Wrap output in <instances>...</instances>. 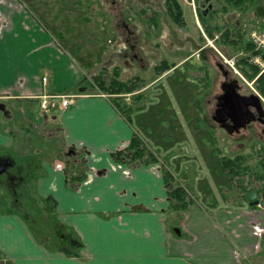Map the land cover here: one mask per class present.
Masks as SVG:
<instances>
[{
  "label": "crops",
  "instance_id": "obj_1",
  "mask_svg": "<svg viewBox=\"0 0 264 264\" xmlns=\"http://www.w3.org/2000/svg\"><path fill=\"white\" fill-rule=\"evenodd\" d=\"M196 57L185 55L172 73L154 81L177 72L187 80L175 88L167 83L169 88L155 89L148 108L153 107L150 120L155 122L146 125L141 120V130L136 129L109 94L82 86L84 77L72 55L20 0H0V99L31 103L36 110L44 96L76 94L67 108L58 105L60 116L55 115L57 108L52 116L60 124L62 145L85 151L90 167L87 180L70 188L57 154L54 161L34 165L40 170L36 180L40 197L57 201L54 218L78 235L79 250L71 254L57 250L54 242L40 238L27 215L4 206L0 264H264V234L255 232L256 224L264 228V206L250 205L247 186L239 187L235 177L223 172L217 155L209 153L212 168L205 165L211 163L206 153L195 159L190 148L182 154L188 153L191 162L179 157L175 162L177 173L191 178L202 201L194 198L184 213L173 210L159 163L129 165L112 155L135 134L153 145L160 142V134L172 127L184 108L192 111L203 102L206 112L212 92L205 87L208 76L202 64L208 62ZM199 115L204 119L203 113ZM43 119L36 115L25 126L32 123L38 130L46 123ZM8 128V134L0 131V146L18 144V131ZM25 142L32 144L28 137ZM16 163L23 166L19 172L29 170L26 162Z\"/></svg>",
  "mask_w": 264,
  "mask_h": 264
},
{
  "label": "rangeland",
  "instance_id": "obj_2",
  "mask_svg": "<svg viewBox=\"0 0 264 264\" xmlns=\"http://www.w3.org/2000/svg\"><path fill=\"white\" fill-rule=\"evenodd\" d=\"M20 1L57 38L63 48L72 55L84 77L82 86L92 89L91 84H94V78L101 74L106 80H110L116 73L114 70H119L120 76L117 79L120 81L129 82L130 78L137 77L136 81L139 86L132 95L118 97L121 100L116 99V101L110 98L120 105L125 114L132 119L136 129H140L138 126L141 120L146 125L155 122L150 120V114L154 111L153 107L148 109L152 105L150 104V97L154 95L153 91L155 89L175 88L181 86V81L187 82L186 79H181L179 72H177L155 84L154 81L161 74V71L157 69L161 60H166L171 65L174 64L172 63L174 61L176 63L180 62L187 53L196 50V45L202 40L200 36L202 35L203 26L199 20L201 19V0H194L196 4H189L187 0H183L185 27L176 25L166 15L164 10L166 9L167 0ZM211 4L213 10L208 13V20L212 25L221 26V24L232 21V24L227 26L231 27L232 30H236L238 28L236 23L241 21V26H244L241 30H246L247 40H249L251 30L264 29V0H259L257 4L250 6L248 10L239 11L238 13L232 11L226 14H223L224 11L221 10V4L218 0H211ZM245 13L246 15H244ZM122 22L127 23L133 30L132 34H129ZM220 35L219 39H221ZM203 38V44H205L204 60L208 62L205 67L211 66L213 72V79L210 83V91L213 93L216 77L217 79L220 78L217 63L225 64L223 56L238 61L241 57L249 56V54L244 50L236 49L232 45L217 46L215 41L204 31ZM241 64L246 67L243 63ZM226 67L229 68V65ZM239 69H241L240 66ZM232 71L238 75L234 70ZM239 71L243 77L239 75L236 77L243 82L248 90L253 92L256 90L259 96L264 98V95L260 94L261 91L255 82L256 79H249L244 72ZM189 84L191 88L195 86L192 83ZM190 96L193 95L190 94ZM210 105L207 101L206 112L203 102L199 108L192 107V111H190V108H184L179 113L178 118L173 120L172 127H166L163 133L160 134L159 137H163L160 142L153 145L152 142L146 140L147 146L158 157L159 165L163 164V168H169L173 177L183 183L189 196L191 195L200 202L202 201L195 194V185L193 186L191 178L183 179L174 168L175 162L179 163L178 157L181 162L185 160L187 162L192 161V157L188 153L182 154V151L190 148L189 150L193 152L195 159H201L205 153L208 159L209 153L212 152L213 155H217L215 160L217 161L219 160V153L221 154V148L219 147L222 145L225 152L227 148L224 147L225 145L223 146V143L221 144V141L226 139L234 152L239 151L240 147L243 148L248 145L246 139H240L238 143V140L221 138L219 141L215 137V128L209 120V113L212 109ZM55 111V115L60 116L62 114L58 108ZM52 113V110H44L40 105L39 108L34 110L31 103L25 104L17 99H0V131L4 132L5 130L8 134V127H13L15 131H18L15 140L19 139L18 144L14 142L7 145L8 147L0 146L5 147L0 148V155L12 157L17 163L24 161L27 163V167L24 166V168L29 169L23 173L19 172L18 168L22 165L16 163L15 167L8 168V173L5 171L0 174V198L3 197L4 199L3 202H0V207L3 209L4 206H7L8 209L17 210L27 215L34 230L47 238L48 241L55 243L58 241L55 236L47 233L53 221L46 228L40 226V224L46 222L41 213L46 212L44 207H47L48 203H45L47 199L40 197L38 192L36 180L40 170H36L34 167L36 163H39L38 167H40L42 163L54 161L58 150L56 147L61 145L60 124L54 122L56 120ZM202 113L204 119L203 115L202 117L199 115ZM36 115L41 119L44 118L45 120H43L46 123H40L38 130L33 128L35 125L32 123L25 126L29 120H34ZM18 123L19 127H17ZM202 125L204 128H202ZM150 128L148 127V130ZM40 130L41 132H38ZM221 133V136H225L222 130ZM26 137L32 140L31 145L25 142ZM243 152H246L245 148ZM199 153L203 154L202 157L196 156ZM231 154L234 153L229 152L227 156H231ZM29 155H32V157ZM208 161L211 163L205 162V165L212 168L214 161L210 159ZM250 162L253 164V168L258 169L260 162L258 163L254 159ZM260 171H263V169L260 168ZM13 175H15V178L11 180ZM259 183L262 184L263 182ZM259 193L264 196L262 186ZM262 205L264 206V202ZM64 243L69 246L67 241ZM254 259H256L255 256Z\"/></svg>",
  "mask_w": 264,
  "mask_h": 264
},
{
  "label": "flooded vegetation",
  "instance_id": "obj_3",
  "mask_svg": "<svg viewBox=\"0 0 264 264\" xmlns=\"http://www.w3.org/2000/svg\"><path fill=\"white\" fill-rule=\"evenodd\" d=\"M188 1L190 2V4H192L190 0ZM203 1H205V5L201 6L202 7L201 15H200L201 19L199 20L201 21V24L203 26V31L205 33V27H204L201 16L204 15L209 18L208 13L211 10H213V5H212V8H209V11L205 14L204 11L211 4V0H203ZM169 3H170L169 0H167L166 9L164 10V12L166 13V15L169 17V19L173 23H175L176 25H179L180 27H185V13H184L182 5L180 4V1L177 0V3L179 4L180 9L182 11V18L184 21L183 24H180L174 21V19L172 18L173 11L169 7ZM194 4H196L195 1H194ZM177 10L179 9L175 7L174 11H177ZM195 11H196V8H195ZM122 25L127 29L129 34L133 33V30L127 25V23L122 22ZM203 31H201L202 35L200 36L202 40L196 45L197 46L196 50L191 51L190 53H187V56L189 55L190 57H192L193 55L194 57L197 56L200 59H205L204 58L205 57L204 55L205 44H203V39H204ZM213 40L215 41L217 46L220 45V43L217 40L215 39ZM172 63L174 64L171 65L168 61L161 60V62L159 63L160 65H158L157 69L161 71V74L167 75L168 73H172V71L176 68L177 63L175 61ZM202 66H203L202 71L205 72L206 75L208 76L206 77L207 79L206 86L210 89L211 87L210 83L213 79L212 67L211 66L205 67V64H202ZM226 66L227 65H225L224 63H221V62L217 63V67L219 69L218 71L220 73V78L217 79L216 77L215 91L213 92L212 99H210L211 101L209 104H211L210 106L212 107V109L209 113L210 115L209 120L212 122L215 128V135H216L215 137L219 141L221 138L223 139L228 138V139L238 140V143L240 139H246L248 142V145L244 146L243 148L240 147L239 151H236V152H234V149L231 147L230 143H228L226 139L221 141V144L223 143V146L225 145L224 147H227L226 152H225V148H223L222 145L219 147L221 148V154L219 153L220 168H222L223 172L229 175L230 179L234 180V177H235L236 181L238 182L237 185L239 187L247 186L245 197L248 200L247 193H249L250 191L256 190L259 196V189H261V186L262 188H264V178L261 180L263 182L262 184L259 183L261 181H255L252 184L250 182L251 178H249V174L246 170V167L248 165L249 166L253 165L251 164L250 161L254 159L258 163L260 162L262 164L261 168L264 171V101L258 95V92L256 90H255L256 92L254 91L255 93L253 91L248 90V88L243 84V82L238 77H236L238 75L234 74V72L231 71ZM133 79L137 80V77ZM135 91L131 93H127V94L132 95ZM260 94L264 95L262 92H260ZM125 95L126 94H124V96ZM241 96H246L247 98L242 99ZM239 100H241L243 103L245 102L248 103L246 106V109H243V103L238 102ZM221 130L225 133V136L223 135L224 137L221 136L222 134ZM226 141H227V144L229 145L225 143ZM244 148L246 149V152H243ZM229 152L234 153V154H231V156H227V153ZM1 158H3L5 167L2 168L3 170H0V174L4 173L5 171L7 172L9 167L10 168L15 167V160L12 157L0 155V159ZM227 159L229 162L230 160L232 161L229 167H225V160ZM83 160L87 164V173L89 174L90 167L86 159L85 151H83ZM236 161H238L241 166L245 167V169L242 167H236ZM0 164H3V163L0 162ZM63 166H64V163H63ZM163 166H164L163 164L160 165L161 169L164 172V178L166 181V176L168 174L172 176V174L169 171V168H166V167L163 168ZM64 169H65V166H64ZM239 170H241L244 174L230 176L231 172L235 173ZM14 178H15V175L11 176V180H14ZM86 180L87 179H85L84 181ZM175 182L181 185L188 193L187 189L185 188V186H183V184L179 183L176 179H175ZM166 185H167V191H168L169 184L167 183V181H166ZM168 197H169V193H168ZM190 197L192 198V200H194V197H192L191 195ZM56 205H57V201H56L55 206ZM55 206L52 207L51 205L48 204L47 207H44L46 212L43 214L41 213V215L43 218L46 219V222H44L43 224H40V226L41 227L44 226L46 228V226H50V223L53 221L52 226H50L47 233L49 235L55 236V238L58 240L57 242H55V248L64 253H69V254L76 253L80 248L81 241L78 235L74 231H71L70 229H68L64 224L61 225L57 221V218H54ZM36 233L43 240H47V238H45L40 233L38 232ZM65 241L69 243V246L65 245L64 243Z\"/></svg>",
  "mask_w": 264,
  "mask_h": 264
},
{
  "label": "trees",
  "instance_id": "obj_4",
  "mask_svg": "<svg viewBox=\"0 0 264 264\" xmlns=\"http://www.w3.org/2000/svg\"><path fill=\"white\" fill-rule=\"evenodd\" d=\"M258 1L259 0H218L221 4V10L224 11L223 14L232 11L238 13L239 11L248 10L250 6L257 4ZM169 2V7L173 11L172 18L174 21L183 24L184 21L182 18V11L177 3V0H169ZM175 7L179 10L174 11ZM244 15H246V13ZM201 17L205 27V32L211 39L217 40L221 46L232 45L235 46L236 49L238 48L244 50L246 53H250L249 56L241 57L236 63L240 66L241 71L244 72L246 77L249 79L257 77V75L261 72V67L256 64H252L249 61L251 56L259 54L260 51H256L252 41L246 39V30H241L243 26H241L242 22L240 21L239 23H236L238 28L235 26L236 30H232L231 27L227 26L228 24H232V21L221 24V26L212 25L207 16L202 15ZM219 35L221 39H219ZM241 63L246 65V67ZM114 71H116V73H114V76L110 80H106L101 74L98 75V77L94 78V84H91V87L95 91L98 90L99 92L109 94L111 98L116 101V99L121 100L119 98L124 97V94L135 91L139 85H137L136 79L133 78L129 79V82L118 80L117 77L120 76L119 70ZM255 82L257 83L258 89L264 94V71L256 78ZM112 101L121 113L125 114V111L120 107V105L116 104L114 100ZM60 144V146L56 147L58 149L56 152L57 157L64 163L67 185L70 188H76L88 177L87 164L83 160V151L71 145L64 146L62 145V142H60ZM112 155L117 162L129 165H144L157 163L159 161L155 153L147 146L146 141L138 134H135L131 138L128 145L113 152ZM231 163V160L230 162L228 159L225 160V167H229ZM261 166L262 164L260 163L259 167L261 168ZM236 167H242L245 169V167L241 166L238 161H236ZM259 167L258 169L253 168L252 165H248L246 167L252 184L255 181H261L264 178V171H260ZM233 173L234 172H231L230 176L244 174L241 170L235 172L234 174ZM166 181L169 184L168 193L173 210L184 213L188 210L187 208L192 203V198L181 185L175 182V179L171 175L168 174L166 176ZM46 199V204L48 203L52 207L55 206L56 200L53 197L49 196Z\"/></svg>",
  "mask_w": 264,
  "mask_h": 264
},
{
  "label": "built area",
  "instance_id": "obj_5",
  "mask_svg": "<svg viewBox=\"0 0 264 264\" xmlns=\"http://www.w3.org/2000/svg\"><path fill=\"white\" fill-rule=\"evenodd\" d=\"M192 4H194V0H192ZM249 39L254 44L255 46L254 49L256 51H260L258 55H255L251 58V61L255 64H258L260 67H262V71H263L264 70V57H263L264 55V29L263 30H258V29L251 30L249 33ZM223 60L225 64L229 65L230 69L240 74L234 58L228 59L225 56H223ZM43 80L46 82L47 77H44ZM74 98H76L75 94H68V93H59L56 95L44 96V98L41 101L40 106L44 110L45 109L47 110L55 109L58 106V104H60L62 107H67L71 104ZM262 99L264 100V98ZM255 232L257 235H263L264 228L260 226L259 224H256Z\"/></svg>",
  "mask_w": 264,
  "mask_h": 264
},
{
  "label": "water",
  "instance_id": "obj_6",
  "mask_svg": "<svg viewBox=\"0 0 264 264\" xmlns=\"http://www.w3.org/2000/svg\"><path fill=\"white\" fill-rule=\"evenodd\" d=\"M202 5H205V1H203V0L201 1V6ZM209 8H212V4H210L209 7L204 11L205 14L209 11ZM241 98L243 99V98H247V97L241 96ZM238 102L243 103L241 100H239ZM247 104H248L247 102L243 103V109H246ZM234 110H235V108H234ZM0 162L3 163V164H0V166H2V167H0V170H3L2 168L5 167L4 166L5 163L3 162V158L0 159ZM8 163H9V161H8ZM247 198L250 201L251 206H256L260 202L259 196H258V193L256 190L250 191L249 193H247Z\"/></svg>",
  "mask_w": 264,
  "mask_h": 264
}]
</instances>
